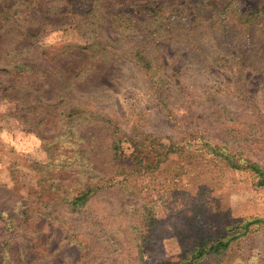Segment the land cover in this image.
<instances>
[{
    "label": "rangeland",
    "instance_id": "374dc122",
    "mask_svg": "<svg viewBox=\"0 0 264 264\" xmlns=\"http://www.w3.org/2000/svg\"><path fill=\"white\" fill-rule=\"evenodd\" d=\"M207 1L0 0V7L15 15L1 23L0 48L53 56L65 44L85 46L91 28L103 27L111 60L99 74V87L74 90L76 100L111 117L125 133L135 131L165 145L196 139L197 149L210 140L264 168V61L232 40V33L200 39L203 31L193 32L201 27L191 24L195 15L214 20L218 14ZM236 1L242 11L258 9L264 17V0ZM156 7L193 28L184 33L185 43L197 37L191 46L160 42L170 78L167 105L133 61L136 45H143L140 34L97 25L101 12L129 14L142 23L149 17L145 10ZM80 52L82 58L87 54ZM57 64L70 72L79 66L76 59ZM17 110V104L0 101V264H188L196 245L264 216V187L250 171L219 161L187 167L185 154L153 174L118 178L77 210L64 201L47 205L36 194L41 184L35 168L49 162L42 130L21 121ZM123 149L131 152L127 143ZM176 172L181 175L175 177ZM195 264H264V227L225 256L210 255Z\"/></svg>",
    "mask_w": 264,
    "mask_h": 264
},
{
    "label": "trees",
    "instance_id": "16d2710c",
    "mask_svg": "<svg viewBox=\"0 0 264 264\" xmlns=\"http://www.w3.org/2000/svg\"><path fill=\"white\" fill-rule=\"evenodd\" d=\"M212 1L214 3L207 2L218 12L217 16L212 20L202 14L195 15L191 24L197 21L201 27L194 30L162 15L164 9L161 7L145 10L149 17L142 23H137L129 14L101 12L97 25H108L121 33L140 34L143 45H136L133 61L156 87L161 103L167 105L165 89L170 78L165 75V62L159 53L160 42L165 39L184 45V33L191 34L192 30L203 31L200 39L219 32L223 35L232 33V40L237 39L239 46L246 47L264 61L263 12L258 9L242 11L236 0ZM14 19L10 9L0 7V31L1 23ZM91 29L85 46L65 44L53 56L49 51L41 55L34 51L24 55L15 48L12 51L0 48V101L17 104L20 120L42 130L40 137L49 162L37 165L35 170L41 184L36 194L43 202L47 205L65 202L77 210L92 195L113 187L118 178L124 177L126 181L142 174H153L172 157L180 158L183 154L187 167L202 161L207 164L219 161L234 170L250 171L257 186L264 187V168L251 159L234 155L226 146L204 140L197 149L193 145L196 139L188 138L171 140L165 145L135 131L125 133L111 117L76 100L72 95L74 90L88 91L99 87V74L111 60L110 50L103 41L104 28ZM195 37L193 34L188 38L185 46H191ZM81 50L87 53L84 58ZM33 58H40L44 63L38 64L32 61ZM61 59H76L79 66L75 72L63 70L65 68L61 69L57 64ZM125 143L129 145L130 153L123 149ZM180 169L184 174L185 169ZM180 175L176 172L175 177ZM263 227L264 216L249 218L237 225L232 234L196 245L187 263L195 264L210 255L225 256L235 243ZM3 246L6 248V242Z\"/></svg>",
    "mask_w": 264,
    "mask_h": 264
}]
</instances>
